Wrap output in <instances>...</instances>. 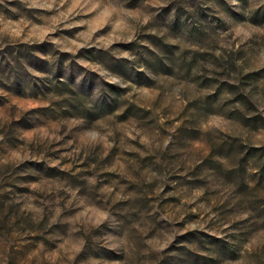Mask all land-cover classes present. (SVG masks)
I'll use <instances>...</instances> for the list:
<instances>
[{
	"label": "rangeland",
	"instance_id": "1",
	"mask_svg": "<svg viewBox=\"0 0 264 264\" xmlns=\"http://www.w3.org/2000/svg\"><path fill=\"white\" fill-rule=\"evenodd\" d=\"M0 264H264V0H0Z\"/></svg>",
	"mask_w": 264,
	"mask_h": 264
}]
</instances>
